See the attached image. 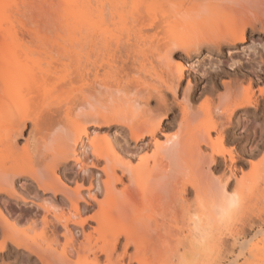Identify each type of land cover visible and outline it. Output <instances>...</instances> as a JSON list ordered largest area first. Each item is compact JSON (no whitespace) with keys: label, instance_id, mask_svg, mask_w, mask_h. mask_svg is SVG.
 <instances>
[{"label":"bare ground","instance_id":"1","mask_svg":"<svg viewBox=\"0 0 264 264\" xmlns=\"http://www.w3.org/2000/svg\"><path fill=\"white\" fill-rule=\"evenodd\" d=\"M247 34L264 0H0V264H264V56L186 75Z\"/></svg>","mask_w":264,"mask_h":264},{"label":"rangeland","instance_id":"2","mask_svg":"<svg viewBox=\"0 0 264 264\" xmlns=\"http://www.w3.org/2000/svg\"><path fill=\"white\" fill-rule=\"evenodd\" d=\"M194 53H192L193 55L191 54V56L185 60L187 68L186 75L188 76L191 82H194V84H196L197 91L195 94L197 95L195 96H198L199 91L203 89L210 82V80L222 70L228 72H233L237 69L247 70L250 65L255 64L260 55L264 56V38H261L257 35L247 34L245 42L240 45L237 49H222L221 52H217L210 50L209 48L207 49L206 47H201L197 53ZM201 103L202 99H199L197 105L199 106V104ZM241 123L242 125L250 126V123H247V120L245 118L242 119ZM239 132L243 131L240 130ZM113 134L114 136H116V138L122 139L123 137L119 132H114ZM66 174L68 175V177L72 178L75 176L76 170H68L66 171ZM81 175L79 176L81 177ZM20 184L25 189L26 194H29V196H33V191L31 188H29L23 182H21ZM6 207L14 218H24L21 225L24 224L25 227L28 229L26 235L29 241H32L31 239H37V241H40V238L45 235H49L48 231L46 234L44 225L41 224L42 222L40 220L42 214L33 213L34 210L32 209L31 205L21 206L10 202L6 204ZM34 214L37 215L36 218H33ZM32 219H37V222L33 225ZM24 225L22 226L24 227ZM21 227H19V230L24 229L23 227ZM73 262L80 264L82 263L76 257L73 258ZM19 264L34 263L31 261L28 263L22 262ZM224 264H228V262H225Z\"/></svg>","mask_w":264,"mask_h":264}]
</instances>
